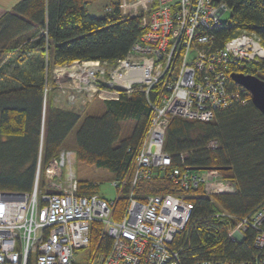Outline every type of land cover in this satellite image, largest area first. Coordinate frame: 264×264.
<instances>
[{"label":"trees","instance_id":"1","mask_svg":"<svg viewBox=\"0 0 264 264\" xmlns=\"http://www.w3.org/2000/svg\"><path fill=\"white\" fill-rule=\"evenodd\" d=\"M93 1L19 0L0 17V191L32 188L43 134V169L58 157L60 148L69 147L76 151L78 163L104 168L119 182L111 214L115 221L125 212L136 155L153 113L150 102H158L159 90L154 86L148 96L136 91L116 99L94 98L84 106L54 104L52 92L46 90L54 66L86 59L113 63L126 57L143 33L141 15L123 14L121 0H112L103 17L89 14L87 5ZM213 1H225L231 10L225 26L215 29L218 42L245 31L259 37L264 46V0ZM12 60L16 65L10 71L7 66ZM238 72L264 80V60L233 67L228 73ZM244 96L245 103L219 108L212 120L171 119L164 140L170 166L155 179L135 186L139 199L170 193L184 195L193 203L187 227L172 244L181 249L183 264L203 259L255 261L264 254L255 247L251 229L242 242L229 238L230 226L264 201V115L250 94ZM92 102L102 105V112L85 115ZM210 140L218 141L216 149L208 148ZM178 168L183 172L217 168L236 184V192L205 196L201 184L185 191L168 176ZM77 189L81 196L99 193L93 180H78ZM217 212L236 217L217 218ZM89 233V251L106 253L111 238L104 224L94 220Z\"/></svg>","mask_w":264,"mask_h":264},{"label":"built area","instance_id":"2","mask_svg":"<svg viewBox=\"0 0 264 264\" xmlns=\"http://www.w3.org/2000/svg\"><path fill=\"white\" fill-rule=\"evenodd\" d=\"M143 1L150 6L137 11L127 7L128 15H141L143 33L126 57L113 63L86 59L73 61L70 66L56 65L46 88L53 95L58 87L63 89L57 81L63 79L65 88L70 85L69 93L81 95L79 106H84L94 98L116 99L121 93L145 91L148 96L154 86L158 87V102H150L153 113L136 155L123 216L112 220L114 201L99 193L79 194L74 149L60 148L58 157L43 169L41 134L32 188L28 192L0 191V264H183L181 249H174L172 244L187 227L193 203L184 195L170 193L139 199L134 195L135 186L155 179L159 171L170 166L164 140L171 119L208 121L219 108L245 103L248 90L228 72L264 60V46L259 37L245 31L223 42L216 40L215 29L228 21L222 16L225 11L231 13L225 1ZM72 97L69 94L66 98L70 106ZM217 147L218 141H209L208 148ZM168 176L185 191L201 184L204 195L210 197L232 194L237 189L216 168L184 172L178 168ZM114 185L118 187L119 182L114 181ZM216 217L236 216L217 212ZM94 220L104 224L111 238L109 249L102 255L89 251ZM248 229L255 233V247L264 250V201L230 226L229 238L242 242ZM254 260L203 259L193 264H264V254Z\"/></svg>","mask_w":264,"mask_h":264},{"label":"rangeland","instance_id":"3","mask_svg":"<svg viewBox=\"0 0 264 264\" xmlns=\"http://www.w3.org/2000/svg\"><path fill=\"white\" fill-rule=\"evenodd\" d=\"M111 1L112 0H94L90 4L87 5L88 12L92 16H97V17H103L106 15L108 12L109 7L111 6ZM128 5L132 6L135 11L138 9L142 8H147L150 5L145 3L143 0H121V6H122V12L123 14L127 15V7ZM231 13L228 11H225L224 15L222 16V20H229ZM24 59V58H23ZM12 63V64H11ZM11 66H7V69L11 71V68L13 67V64L16 65V61L12 60L11 61ZM74 63L69 64L68 66L72 65ZM55 77V75H54ZM56 78H58L56 76ZM57 81L63 85V89L58 87V92L54 91V102L55 105L62 106V107H75L80 104V99H82L80 94H76V96L72 93H69L67 90H71L70 85H67V88H65V85L62 83L63 79H57ZM69 84V83H68ZM63 92H61V90ZM71 95H73L71 99V106L68 104L66 101V98ZM102 112V105L98 104L97 102H92L89 108L85 111V115L89 114H100ZM76 131V129H75ZM75 131H73L70 135V141L72 142L74 140V134ZM69 148V147H68ZM73 149V148H72ZM77 169V179H86L90 181H94L95 183L98 184V190H99V195L101 197L106 198L107 200L114 201L117 196H118V190L116 189V186L114 185V180L112 179V174L104 169V168H98L96 166H89L85 163H78L76 165ZM85 249L82 251H77V254H80L81 252L84 253Z\"/></svg>","mask_w":264,"mask_h":264},{"label":"water","instance_id":"4","mask_svg":"<svg viewBox=\"0 0 264 264\" xmlns=\"http://www.w3.org/2000/svg\"><path fill=\"white\" fill-rule=\"evenodd\" d=\"M230 76L237 84L248 90L254 106L264 115V80L255 75H247L242 72L232 73ZM199 170H206V168H199ZM50 192L54 193L53 191Z\"/></svg>","mask_w":264,"mask_h":264},{"label":"crops","instance_id":"5","mask_svg":"<svg viewBox=\"0 0 264 264\" xmlns=\"http://www.w3.org/2000/svg\"><path fill=\"white\" fill-rule=\"evenodd\" d=\"M18 2L19 0H0V17Z\"/></svg>","mask_w":264,"mask_h":264}]
</instances>
